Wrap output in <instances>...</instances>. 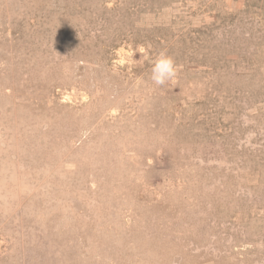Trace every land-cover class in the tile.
<instances>
[{
  "label": "rangeland",
  "instance_id": "rangeland-1",
  "mask_svg": "<svg viewBox=\"0 0 264 264\" xmlns=\"http://www.w3.org/2000/svg\"><path fill=\"white\" fill-rule=\"evenodd\" d=\"M0 264H264V0H0Z\"/></svg>",
  "mask_w": 264,
  "mask_h": 264
},
{
  "label": "clouds",
  "instance_id": "clouds-1",
  "mask_svg": "<svg viewBox=\"0 0 264 264\" xmlns=\"http://www.w3.org/2000/svg\"><path fill=\"white\" fill-rule=\"evenodd\" d=\"M157 69H167L168 70L167 74L169 76L174 75V69L172 68V61L168 58L162 57L157 62V68H154L153 71L155 72ZM154 79H156L157 83H163V79L161 77H154Z\"/></svg>",
  "mask_w": 264,
  "mask_h": 264
}]
</instances>
